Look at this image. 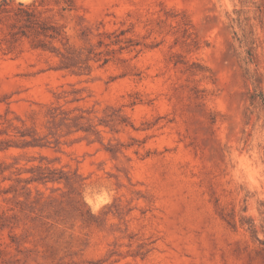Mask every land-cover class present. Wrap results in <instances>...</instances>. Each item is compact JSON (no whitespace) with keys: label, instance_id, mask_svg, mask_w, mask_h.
<instances>
[{"label":"rangeland","instance_id":"obj_1","mask_svg":"<svg viewBox=\"0 0 264 264\" xmlns=\"http://www.w3.org/2000/svg\"><path fill=\"white\" fill-rule=\"evenodd\" d=\"M0 264H264V0H0Z\"/></svg>","mask_w":264,"mask_h":264}]
</instances>
